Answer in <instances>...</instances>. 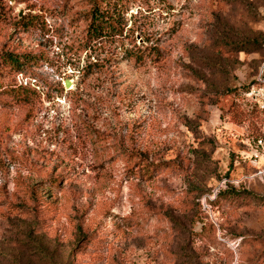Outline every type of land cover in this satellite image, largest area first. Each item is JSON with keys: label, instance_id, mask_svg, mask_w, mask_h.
<instances>
[{"label": "rangeland", "instance_id": "374dc122", "mask_svg": "<svg viewBox=\"0 0 264 264\" xmlns=\"http://www.w3.org/2000/svg\"><path fill=\"white\" fill-rule=\"evenodd\" d=\"M263 164L264 0H0V264H264Z\"/></svg>", "mask_w": 264, "mask_h": 264}, {"label": "trees", "instance_id": "16d2710c", "mask_svg": "<svg viewBox=\"0 0 264 264\" xmlns=\"http://www.w3.org/2000/svg\"><path fill=\"white\" fill-rule=\"evenodd\" d=\"M93 12L94 14L92 16V20L94 21L95 25L93 26L92 35L96 39L101 40L115 37V35H117V27L115 24H113L114 19L106 15L99 6H96ZM2 61L9 67L15 69L18 73L21 72V69H23V65L25 63V60H23L22 56L13 54H5L2 58ZM221 193L222 191H218L215 195V199L210 203L212 204L215 202V200L220 197Z\"/></svg>", "mask_w": 264, "mask_h": 264}, {"label": "built area", "instance_id": "2783aa9c", "mask_svg": "<svg viewBox=\"0 0 264 264\" xmlns=\"http://www.w3.org/2000/svg\"><path fill=\"white\" fill-rule=\"evenodd\" d=\"M257 172H258V175H264V164L262 165L261 168H259V170ZM224 187H225V181L220 184V187L218 189H216V191L213 193V197H215L216 193L220 189H223Z\"/></svg>", "mask_w": 264, "mask_h": 264}, {"label": "water", "instance_id": "95a60500", "mask_svg": "<svg viewBox=\"0 0 264 264\" xmlns=\"http://www.w3.org/2000/svg\"><path fill=\"white\" fill-rule=\"evenodd\" d=\"M69 84H70V81L65 80V82H64V86H65V88H69Z\"/></svg>", "mask_w": 264, "mask_h": 264}, {"label": "bare ground", "instance_id": "6f19581e", "mask_svg": "<svg viewBox=\"0 0 264 264\" xmlns=\"http://www.w3.org/2000/svg\"><path fill=\"white\" fill-rule=\"evenodd\" d=\"M71 86H72V83L69 84V88H71Z\"/></svg>", "mask_w": 264, "mask_h": 264}]
</instances>
